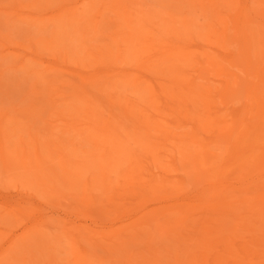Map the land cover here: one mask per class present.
Masks as SVG:
<instances>
[{
    "label": "rangeland",
    "instance_id": "1",
    "mask_svg": "<svg viewBox=\"0 0 264 264\" xmlns=\"http://www.w3.org/2000/svg\"><path fill=\"white\" fill-rule=\"evenodd\" d=\"M0 138V264H264V0H0Z\"/></svg>",
    "mask_w": 264,
    "mask_h": 264
},
{
    "label": "bare ground",
    "instance_id": "2",
    "mask_svg": "<svg viewBox=\"0 0 264 264\" xmlns=\"http://www.w3.org/2000/svg\"><path fill=\"white\" fill-rule=\"evenodd\" d=\"M214 2H215V1H214ZM123 3H124V2H123ZM117 4H118V3H117ZM195 5H196V4H195ZM211 5H212V4H211ZM64 7H65V6H64ZM60 8H61V7H60ZM101 8H102V7H101ZM191 10H192V9H191ZM207 10H208V9H207ZM140 15H141V14H140ZM161 15H162V14H161ZM123 16H124V15H123ZM124 18H125V17H124ZM123 20H124V19H123ZM143 21H144V20H143ZM146 23H147V22H146ZM147 25H148V24H147ZM145 26H146V25H145ZM119 28H120V27H119ZM245 28H246V27H245ZM164 31H165V30H164ZM196 31H197V30H196ZM198 31H199V30H198ZM200 33H201V32H200ZM114 34H115V33H114ZM260 36H261V35H260ZM39 46H40V45H39ZM104 55H105V54H104ZM111 56H112V55H111ZM112 59H113V58H112ZM121 61H122V60H121ZM216 66H217V65H216ZM218 75H219V74H218ZM45 82H46V81H43V83H45ZM188 82H189V81H188ZM19 85H20V84H19ZM16 86H17V85H16ZM33 88H38V84H37V85L35 84V85L33 86ZM50 89H51V88H50ZM44 90H46V89H45V86L41 87V90L39 89V91H37V92H38V93H41V95H43V96L45 95L46 98L49 99V98L51 97V95H49V97H48V96L45 94V93L47 92V90H46L45 93L42 92V91H44ZM48 90H49V89H48ZM77 90H78V89H77ZM33 92H34V91H33ZM35 92H36V91H35ZM37 92H36V94H37ZM6 93H7V92H6ZM73 94H74V93H73ZM107 94H108V93H107ZM63 97H64V96H63ZM113 98H114V97H113ZM44 99H45V97H44ZM38 100H39V99H37V101L33 99L34 104H35L36 107H33V106L31 105V104H32V103H31V104H30V105L32 106V107H31V110L34 112V111H36V110H34V109L37 108V111L40 112V113H41V112L43 113L44 111L47 112V109H46V108H44V107H39L38 104H39L40 102L42 103V101H38ZM81 101H82V100H81ZM30 102H32V101H30ZM84 103H86V102H84ZM41 106H42V105H41ZM38 107H39L40 109H42L43 111H41ZM73 107H74V106H73ZM75 107H76V106H75ZM83 107H84V106H83ZM78 108H79V109H78ZM49 109H50V108H49ZM83 111H84V108H83V109L80 108V107H77V109L75 108V114H76L77 116H80V117H81V116L83 115ZM45 112H44V113H45ZM29 113H30L31 115H33L32 112H28V114H29ZM36 113H37V112H36ZM36 113H34V114H36ZM49 113H50V112H49ZM30 114H29V115H30ZM46 114H47V113H46ZM29 115H27L26 118L23 117L22 120H24V119H28V118H29ZM21 117H22V116H21ZM88 117H89V116H88ZM185 118H187V117H185ZM208 119H209V118H208ZM76 120H78V119H76ZM41 121L43 122V120H41ZM211 122H212V121H211ZM76 123H77V122H76ZM78 123H79V122H78ZM210 124H211V123H210ZM85 126H87V125H85ZM90 126H91V125H90V123H89V128H90ZM102 126H103V125H102ZM104 126H105V125H104ZM28 127H29V126H28ZM68 127H69V126H68ZM26 128H27V127H26ZM26 128H25V129H26ZM29 128H30V127H29ZM207 128H208V127H207ZM45 129L47 130V128H45ZM195 129H196V128H195ZM204 129H205V128H204ZM25 131H28V130H25ZM47 131H48V130H47ZM106 132H107V131H106ZM30 134H31V133H30ZM31 135H32V134H31ZM77 135H78V134H77ZM193 135H194V134H193ZM35 136H36V134H35L34 136H32V138L35 137ZM3 138H4V137H3ZM0 139H1V138H0ZM195 139H196V138H195ZM58 142H60V141H58ZM66 142H67V141H66ZM70 142H71V141H69L68 145L70 144ZM72 142H73V141H72ZM197 142H198V141H197ZM193 144H195V142H194ZM54 145H55V144H54ZM71 145H72V143H71ZM191 145H192V144H191ZM23 146H24V145H23ZM141 146H142V145H141ZM58 147H59V146H58ZM64 147H65V145H64ZM69 147H70V146H69ZM69 147H68L67 149L71 152L72 149H69ZM62 148H63V147L61 146L60 149H62ZM96 148H97V147H96ZM65 149H66V148H65ZM228 149H229V148H228ZM65 151H66V150H64V152H65ZM99 151H100V150H99ZM62 152H63V150H62ZM67 152H68V151H67ZM67 152L62 153L61 157H63V159H65V161H66V159H67V162L70 163V164H77L76 161H74V160H78V159H80V158L78 157V155H77V157L74 156V157H76V159H73V157L71 158V156H69V155L66 154ZM72 152H73V151H72ZM74 153H75V152H74ZM83 153H85V152H83ZM83 153H82V155H83ZM203 153H204V152H203ZM35 154H36V153H35ZM69 154H70V153H69ZM71 154H73V153H71ZM71 154H70V155H71ZM85 154H86V153H85ZM75 155H76V154H75ZM30 156H31V155H30ZM32 156H35V155L32 154ZM90 156H91V158L94 157V156H92V155H90ZM90 156H89V157H90ZM28 157H29V156H28ZM28 157L26 156L25 158H28ZM61 157H60V158H61ZM84 157L87 158L88 156H87V157L84 156ZM77 158H78V159H77ZM81 158H82V157H81ZM85 158H82V159H85ZM29 159H30V158H29ZM31 159H32V158H31ZM88 159H89V158H88ZM88 159H86V161H88ZM32 160H33V159H32ZM46 160H47V159H46ZM82 161H83V160H81V162H82ZM188 162H189V161H188ZM59 163H65V162L61 161V162H59ZM68 163H67V164H68ZM23 164H24V163H23ZM120 164H121V163H120ZM63 165H64V164H63ZM77 165H78V164H77ZM91 165H92V163H91ZM31 166H32V165H31ZM87 166H89L88 163H86V162H84V164L82 163V167H85V168H86ZM36 167H37V166H36ZM94 168H95V167H94ZM219 168H220V167H219ZM242 169H243V168H242ZM244 170H245V169H244ZM68 172H69V171H68ZM196 172H197V171H196ZM216 173H217V172H216ZM73 175H74V174H72L71 176H73ZM76 175H77V174H76ZM63 176H64V175H63ZM100 176H101V175H100ZM73 177L76 178V176H73ZM34 179H35V178H34ZM37 179H38V178H37ZM45 180H46V179H45ZM91 180H92V179H91ZM39 181H40V180H39ZM73 181H74V179H73ZM108 181H109V180H108ZM57 182H58V181H57ZM57 182H56V183H57ZM70 182H71V181H70ZM258 192H259V191H258ZM251 204H252V203H251ZM263 205H264V204H263ZM60 241H61V240H60ZM33 245H34V244H33ZM247 245H248V244H247ZM34 246H35V245H34ZM224 246H225V245H224ZM59 247H60V246H59ZM59 247H58V248H59ZM52 248H53V246H52ZM53 249H55V248H53ZM59 249H60V248H59ZM50 250H52V249H50ZM57 251H58V250H57ZM51 252H52V251H51ZM60 252H61V251H60ZM47 255H48V254H47ZM191 260H192V259H191ZM64 261H65V260H64ZM193 262H194V261H193ZM253 263H254V262H253Z\"/></svg>",
    "mask_w": 264,
    "mask_h": 264
}]
</instances>
